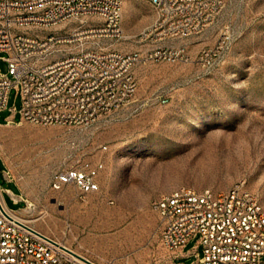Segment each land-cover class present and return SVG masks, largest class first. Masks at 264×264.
<instances>
[{
  "label": "rangeland",
  "instance_id": "1",
  "mask_svg": "<svg viewBox=\"0 0 264 264\" xmlns=\"http://www.w3.org/2000/svg\"><path fill=\"white\" fill-rule=\"evenodd\" d=\"M157 17L147 0H122V38L90 41L135 55L137 90L124 108L88 127L19 123V113L8 123L9 110L22 107L12 89L0 113L8 207L95 264L196 262L189 253L197 238L175 261L160 239L153 203L178 187L226 192L243 183L264 208V0H226L205 31L180 40L143 37ZM78 25L57 30L67 35ZM181 48L183 58L169 57ZM95 169L96 191L55 187L61 173Z\"/></svg>",
  "mask_w": 264,
  "mask_h": 264
},
{
  "label": "built area",
  "instance_id": "2",
  "mask_svg": "<svg viewBox=\"0 0 264 264\" xmlns=\"http://www.w3.org/2000/svg\"><path fill=\"white\" fill-rule=\"evenodd\" d=\"M147 1L158 17L143 37L158 32L180 40L205 31L226 0ZM73 21L79 25L67 35L58 32ZM121 26L122 0H0V53L7 54L8 65L0 72V113L12 89L20 92L22 107L9 110L8 123L17 122L19 113V123L88 127L127 106L137 90L135 55L99 42L90 45L95 38H122ZM184 56L185 48L169 54ZM97 172L61 173L55 187L75 183L83 192L96 191ZM153 208L160 218L161 243L174 261L185 257L179 253L197 238L189 253L197 261L190 264H264V208L243 183L226 192L178 187L154 201ZM11 212L0 187V264H89L29 230Z\"/></svg>",
  "mask_w": 264,
  "mask_h": 264
},
{
  "label": "water",
  "instance_id": "3",
  "mask_svg": "<svg viewBox=\"0 0 264 264\" xmlns=\"http://www.w3.org/2000/svg\"><path fill=\"white\" fill-rule=\"evenodd\" d=\"M24 226H25L26 228H28L29 230L34 231V229H32L31 227H29V226H27V225H24ZM53 242H54V241H53ZM54 243H55V244H58L57 242H54ZM71 253L74 254L76 257H78V258H80V259H82V260L87 261L89 264H95V263H93V262H91V261H89V260H87V259L81 257L80 255H78L77 253H75V252H73V251H71Z\"/></svg>",
  "mask_w": 264,
  "mask_h": 264
},
{
  "label": "bare ground",
  "instance_id": "4",
  "mask_svg": "<svg viewBox=\"0 0 264 264\" xmlns=\"http://www.w3.org/2000/svg\"><path fill=\"white\" fill-rule=\"evenodd\" d=\"M12 214H13V216L18 220V221H20L21 223H23V224H25V225H27V226H29L26 222H25V220H22V219H20L16 214H15V212H11ZM30 227V226H29ZM32 228V227H31ZM32 229H34V228H32ZM36 230V229H35ZM43 234V233H42ZM58 243V242H57ZM59 245H61V246H65V245H63L62 243H58ZM65 247H67V246H65ZM68 248V247H67ZM68 249H70V248H68ZM79 255V254H78ZM81 257H83V256H81ZM83 258H85V257H83ZM85 259H87V258H85Z\"/></svg>",
  "mask_w": 264,
  "mask_h": 264
},
{
  "label": "crops",
  "instance_id": "5",
  "mask_svg": "<svg viewBox=\"0 0 264 264\" xmlns=\"http://www.w3.org/2000/svg\"><path fill=\"white\" fill-rule=\"evenodd\" d=\"M7 192L11 195V197H12V199H13V201H14V203H16L15 202V200H17L15 197L16 196H18V195H15L11 190H7ZM18 204V203H17ZM186 255V252H185V249L182 251V252H180L179 253V256H185ZM176 264V263H175Z\"/></svg>",
  "mask_w": 264,
  "mask_h": 264
}]
</instances>
